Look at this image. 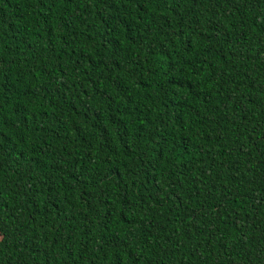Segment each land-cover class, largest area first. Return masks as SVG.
<instances>
[{"label": "trees", "instance_id": "16d2710c", "mask_svg": "<svg viewBox=\"0 0 264 264\" xmlns=\"http://www.w3.org/2000/svg\"><path fill=\"white\" fill-rule=\"evenodd\" d=\"M0 264H264V0H0Z\"/></svg>", "mask_w": 264, "mask_h": 264}]
</instances>
